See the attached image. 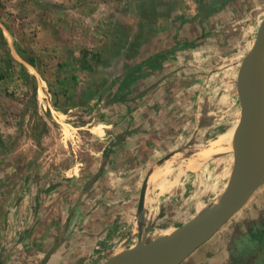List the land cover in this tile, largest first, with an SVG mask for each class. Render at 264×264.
I'll return each mask as SVG.
<instances>
[{"label":"crops","instance_id":"crops-1","mask_svg":"<svg viewBox=\"0 0 264 264\" xmlns=\"http://www.w3.org/2000/svg\"><path fill=\"white\" fill-rule=\"evenodd\" d=\"M151 2V14H139L136 39L120 43L113 58L114 63L126 66L122 78L128 75V81H136L131 88L136 84L146 86L151 80L148 87L139 91L143 97L151 98L146 104H138L139 109L133 113L138 116L142 107L154 113L152 122H146L145 117L125 122L126 136L108 141L105 147L107 152L115 151L117 156L128 154L139 162L123 165L120 171L124 173L122 176L134 178L127 190L122 219L112 220L103 229L97 220L77 216L68 220L63 212L50 218L48 208L43 205L36 214L32 199L30 206L26 202L4 201L0 203V264H101L123 248L135 245L146 233L147 241H152L173 232L230 183L236 153L231 145L218 146L217 140L242 121L239 74L264 19V0ZM226 33L228 36L222 40ZM216 36L219 42L236 41L229 47L230 55L225 57L230 60H218L219 47L212 41ZM197 38L203 43L191 42ZM224 50L227 52V47ZM199 52V55L205 52V58L199 57ZM224 66H229L236 75L238 102V117L232 126L226 127L217 122L220 110L215 108L216 104L211 106L208 98L216 86V73L223 71ZM200 85L204 92H196ZM175 109L184 112L183 117L188 119L173 130L175 124L170 123V114L176 113ZM209 112L213 115L210 124L205 122ZM218 127L217 133L208 134ZM178 129L183 132L177 135ZM203 139V146L194 148ZM164 167L170 171L166 175L157 174L156 178ZM210 169L214 170L213 175ZM150 172L142 215L141 191ZM183 193L188 194L186 201L176 204L185 197ZM78 205L79 202L76 208ZM5 222L9 223L8 230L2 227ZM5 232L10 236L17 232L18 236L7 240ZM181 264H264V184Z\"/></svg>","mask_w":264,"mask_h":264},{"label":"rangeland","instance_id":"rangeland-1","mask_svg":"<svg viewBox=\"0 0 264 264\" xmlns=\"http://www.w3.org/2000/svg\"><path fill=\"white\" fill-rule=\"evenodd\" d=\"M151 1L0 0V203L30 206L32 199L36 214L43 205L50 218L63 212L68 220H97L103 229L122 219L134 178L120 171L139 162L105 147L126 136L125 122L144 117L152 122L154 113L145 107L133 113L151 98L139 93L151 80L131 88L136 81L123 79L126 66L113 58L120 43L136 39L139 14H151ZM217 39L212 41L218 60H230L225 57L236 41ZM224 67L208 98L220 110L217 122L226 127L238 117V102L236 75ZM195 89L205 91L202 85ZM174 112L173 130L188 119ZM212 118L209 112L205 122ZM182 195L176 204L186 201L188 194ZM8 224L2 227L8 230ZM7 233V240L18 236Z\"/></svg>","mask_w":264,"mask_h":264},{"label":"water","instance_id":"water-1","mask_svg":"<svg viewBox=\"0 0 264 264\" xmlns=\"http://www.w3.org/2000/svg\"><path fill=\"white\" fill-rule=\"evenodd\" d=\"M238 87L243 107L242 139L234 142L236 165L226 189L173 232L152 241H147L146 233L135 245L115 253L101 264H181L264 184V19L253 47L243 60ZM151 173L141 191L139 211L142 215Z\"/></svg>","mask_w":264,"mask_h":264},{"label":"bare ground","instance_id":"bare-ground-1","mask_svg":"<svg viewBox=\"0 0 264 264\" xmlns=\"http://www.w3.org/2000/svg\"><path fill=\"white\" fill-rule=\"evenodd\" d=\"M241 132H242V130H241V128H240V124L239 125H234V126H232V128L230 129V130H228L227 132H225L220 138H219V140H217V144H218V146H220V145H222L223 143H225V144H228L229 146L231 145V146H233V148L235 149L236 148V142H238V141H241V139H242V137H241ZM234 142H235V144H234ZM215 144V143H214ZM224 145V144H223ZM219 148H221V151H222V147H219ZM210 150V149H209ZM208 149H207V151H209ZM214 150H216V149H214ZM206 151V150H205ZM219 152V151H218ZM206 153H208V152H206ZM203 154V153H202ZM206 156V155H205ZM209 156H210V153H209ZM209 156H206V157H209ZM211 156H212V153H211ZM201 157H202V155H201ZM206 157H204V158H206ZM194 163V162H193ZM192 163V164H193ZM198 163V162H197ZM199 163H201V162H199ZM164 165H166V164H164ZM163 165V166H164ZM196 165V164H195ZM197 166V165H196ZM166 167V166H165ZM161 168L157 173H156V178H157V174H161V175H166L170 170L169 169H166V168ZM190 167H191V165H190ZM197 168V167H196ZM164 178V177H163ZM159 179H160V177H159ZM173 181H174V179H173ZM172 183V182H171ZM170 184V183H169ZM161 185V184H160ZM160 187V186H159ZM164 190H165V188H164Z\"/></svg>","mask_w":264,"mask_h":264}]
</instances>
